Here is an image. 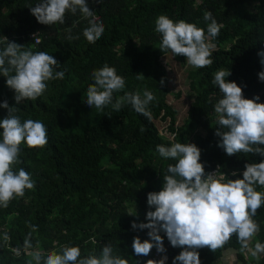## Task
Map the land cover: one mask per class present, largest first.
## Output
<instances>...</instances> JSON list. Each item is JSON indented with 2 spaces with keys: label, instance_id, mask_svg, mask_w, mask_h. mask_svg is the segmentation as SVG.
Segmentation results:
<instances>
[{
  "label": "trees",
  "instance_id": "1",
  "mask_svg": "<svg viewBox=\"0 0 264 264\" xmlns=\"http://www.w3.org/2000/svg\"><path fill=\"white\" fill-rule=\"evenodd\" d=\"M38 2L0 0V50L6 47L7 37L23 45V50L49 53L60 63L56 70L64 71L65 76L49 81L37 100L20 104H15L13 90L0 76V102L6 100L16 107L22 122H43L48 132L43 148L21 145L22 163L17 168L31 174L35 188L26 190L24 197L13 200L8 208H0V236L6 228L11 247H22L29 225H34V248L45 252L53 250L54 241L79 246L82 255L93 251L99 255L104 245L111 244L114 254L126 258L128 264H146L156 249L149 256H136L133 238L149 239L148 230H133L131 224L147 222L146 212L154 210L147 205V194L161 189L168 164L175 163L160 157L157 145L192 142L201 150L206 173L219 165L232 179L242 177L246 163L262 159L245 153L228 156L218 146L214 105L222 94L212 81L218 70L228 68L231 74L226 79L241 86L245 98L258 95L264 103V82L257 75L264 70L257 55L264 50V0H88L105 29L95 43L83 36L88 21L79 12L66 14L64 24L39 23L29 9ZM205 11L223 27L219 36L211 39L215 45L213 64L196 68L189 84L194 98L185 120L175 126L176 111L168 103L170 75L162 60L171 51L159 49L161 36L155 31V20L165 15L173 21L193 23L207 33L210 21L203 19ZM35 33L41 37L37 45ZM176 57L184 62L183 56ZM105 64L125 79L124 90L114 93L113 102L125 92L143 96L148 90L154 94L156 99L149 105L151 121L130 104L120 112H114L111 105L101 112L85 102L87 88L94 83L91 73ZM138 74L144 77L137 79ZM6 115L7 109L0 108V119ZM156 121L168 123L169 133L161 134ZM233 170L236 177L230 175ZM257 191L264 192V188L257 186ZM253 219L260 226L255 239L264 242V207ZM162 237L168 264H172L182 249L166 248L167 237ZM239 248L233 237L216 252L198 249L201 264L219 262L233 253L245 264H264V256L247 263ZM28 259L25 255L15 257L10 247H0V264H26Z\"/></svg>",
  "mask_w": 264,
  "mask_h": 264
},
{
  "label": "clouds",
  "instance_id": "2",
  "mask_svg": "<svg viewBox=\"0 0 264 264\" xmlns=\"http://www.w3.org/2000/svg\"><path fill=\"white\" fill-rule=\"evenodd\" d=\"M95 2L100 3V0ZM29 9L39 23L49 26L64 24L66 14L79 12L88 21L83 36L89 43L100 39L105 30L88 6V0H39ZM203 19L210 21L207 33L193 23L158 16L155 31L161 36V52L171 51L173 57L183 56L193 68L210 67L215 49L211 39L219 36L223 25L217 23L210 11L204 12ZM32 36L35 45L41 42L38 33ZM73 38L78 37H68ZM5 41L6 47L0 50V76L6 78V85L13 90L15 104L37 100L47 90L49 81L64 78L65 72L56 70L60 63L49 53L23 50V45L11 42L7 37ZM257 55L264 66V50L258 51ZM166 63L168 61L164 63L168 67ZM230 74L228 68L218 70L212 81L222 94L214 105L218 126L214 134L219 137L218 146L228 156L245 153L259 155L262 159L246 163L242 177L232 179L219 165L216 170L206 173L200 160L201 150L194 143L157 145L159 156L175 163L168 164V174L163 177L161 189L147 194V205L154 209L146 212L147 222L131 224L133 230L147 229L149 237L143 241L138 236L133 238L134 254L146 257L153 248L156 249L146 264L170 262L162 236L167 237L166 248L182 249L172 258V264H201L198 249L216 252L224 249L233 237L246 259L258 261L264 256V242L255 239L260 226L253 219L264 207V192L257 191V186L264 188V103L259 102L258 95L245 98L242 87L226 79ZM257 75L264 82V70ZM91 76L94 83L88 86L85 99L90 107L103 112L111 105L114 112H120L125 104H130L135 112L151 121L149 105L156 99L151 91L145 90L143 96L125 92L113 102L114 93L124 90L125 79L107 64L93 70ZM143 77L137 75V79ZM164 83L162 78L160 84L163 86ZM0 108L7 109V115L0 119V208L6 209L13 200L24 197L26 190L35 188L31 174L22 167L17 168L22 163L21 145L43 148L48 143V132L39 120L22 122L16 115L18 109L6 100L0 102ZM230 175L236 177L237 171L233 170ZM29 227L31 230L22 247H11V236L6 228L0 236V247H10L17 258L29 257L26 264H128L126 258L114 254L111 244L104 245L99 255L94 251L82 255L79 246L61 245L58 241L53 242V250L49 252L34 248L32 237L37 229L34 225ZM92 242L96 243L95 240ZM225 260L212 264L225 263Z\"/></svg>",
  "mask_w": 264,
  "mask_h": 264
},
{
  "label": "rangeland",
  "instance_id": "3",
  "mask_svg": "<svg viewBox=\"0 0 264 264\" xmlns=\"http://www.w3.org/2000/svg\"><path fill=\"white\" fill-rule=\"evenodd\" d=\"M230 44H228L229 46ZM164 63L168 61V72L170 75V81L168 83L170 87V93L168 94V103L174 108L176 111V122L175 126H180L182 122L185 120L188 105L191 100L194 98V93L190 89V80L193 77V74L196 68L190 66L186 59L184 62L177 58L169 52L167 56L162 58ZM178 94L176 97L175 95ZM156 125L159 128L161 134L166 135L169 132L168 130V123L158 122L156 121ZM171 139V138H170ZM192 143V142H191ZM228 257V258H227ZM225 263L219 264H245L241 260L237 258L236 253L230 254V256L226 255L224 257ZM252 259H247V263H250ZM253 261V260H252Z\"/></svg>",
  "mask_w": 264,
  "mask_h": 264
},
{
  "label": "built area",
  "instance_id": "4",
  "mask_svg": "<svg viewBox=\"0 0 264 264\" xmlns=\"http://www.w3.org/2000/svg\"><path fill=\"white\" fill-rule=\"evenodd\" d=\"M39 41H40V39L38 37H36V42H39ZM153 260H158V259H153Z\"/></svg>",
  "mask_w": 264,
  "mask_h": 264
}]
</instances>
